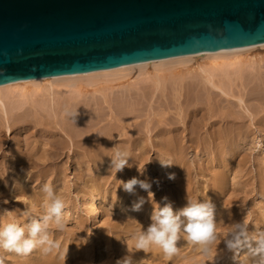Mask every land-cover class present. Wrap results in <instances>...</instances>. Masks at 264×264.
Wrapping results in <instances>:
<instances>
[{
    "label": "rangeland",
    "instance_id": "1",
    "mask_svg": "<svg viewBox=\"0 0 264 264\" xmlns=\"http://www.w3.org/2000/svg\"><path fill=\"white\" fill-rule=\"evenodd\" d=\"M257 75H260L262 77L261 79L264 80V48L253 50L249 57L243 56L234 61H225V63H219L216 67L210 62L204 61L203 58H198V60H193L185 65L165 68L161 72H157L152 67H149L144 72L136 68L130 75L118 81L100 83L96 86H88L83 83L79 86L57 87L54 90V95L60 98L63 106L68 104V102L71 105L77 106L89 104L100 105L102 100H104L103 98H105L116 108L129 105L135 102L134 100H138L140 104L136 107L140 112V116L129 121L135 126L133 127L134 133L132 138L122 142H109L108 149L115 154L117 150L128 146L134 138L140 141L141 143L139 145L148 151L151 146L145 126L147 123H150L153 132L154 127L159 124L158 120L161 119L160 115H156V113H160L161 111L168 112L170 110L171 113L168 115L172 117V120L166 119L167 122L173 121L177 117L180 118L178 111L181 112L182 117L184 116L185 110H182L183 107H177V103L175 102V93L178 90H182L184 93V97L182 98L183 106L188 101L195 104V99L197 98L200 101L201 107L196 119L194 112H192L193 117L187 119L188 128L184 132L185 135L188 137L191 135V123L204 119L203 117L206 118L205 120H208L210 119L208 114L212 113L210 119L211 124L205 126L201 131V135L204 137L207 133L211 134L221 130H227L226 127L221 128L222 122L217 117L223 109L231 108L239 110L244 107V109H248L251 112L262 110L264 105L260 101L248 97L246 95L248 90L243 86V84L246 85L254 81V77ZM207 77L211 78L215 83L224 86L228 93L231 92L233 95L239 97L244 96L245 102L243 105H239L237 99L231 97L230 99L234 100L236 102L235 104L228 102L226 99L221 100L213 91V95L208 100L206 98L207 91L204 90V85L202 84ZM209 86L208 84L206 85L207 89ZM95 89H98V92H94ZM83 91H88V94L82 96ZM214 91L217 92V90ZM35 92L37 91H33V93ZM131 93L134 96H131ZM46 95L47 92L45 90L38 91V94L34 98L43 99ZM100 107L109 112L107 103L101 104ZM261 114L262 117H254L255 126L252 127V130L256 131V138L253 137L249 142L250 147L234 159L233 172L228 169L222 171H228L229 178L227 179L225 188L226 192L219 199L218 205L223 206V204L227 205L228 203H232L231 206H227L231 209L226 208V211L231 215L220 226L217 225L216 231L218 236L215 243L211 246L210 255H205L198 246L192 249L191 246L184 245L179 248V253L176 257H164L165 264H210L209 261L215 258L219 252L223 251L224 245L222 240L224 235L228 233L234 223L242 220L245 215L246 219L258 226L250 225V231H264V130L258 122L259 119H264V111ZM163 121L164 119H162ZM249 122L247 121V124ZM112 123L105 121L98 125L97 128L102 131L111 125H118L116 121ZM87 124H84V127H87ZM33 125H31L32 128L29 131L19 128L11 137H7L5 139L6 144L4 145L2 156L6 154L8 156L12 155L18 149V146L24 144L27 139L32 138L41 142L45 141L50 135L51 129L46 128V126H40L39 131L35 133ZM78 125L80 124L75 123L70 126ZM257 127L259 128L257 129ZM152 135L155 138L159 134L153 132ZM202 140L204 143L207 141V139ZM81 143L80 141L77 144ZM94 147L100 148L101 144L98 143ZM157 148L161 149V145H157ZM190 149H193V155L187 157L183 163H177L176 159L171 158L175 163L169 167H163L160 160L169 157H162L160 154L147 152L145 156L139 157L138 159H128V165L122 171L116 173L111 167L110 157L102 162V172H99L98 176H95L96 174L91 171V167L93 166L92 162L84 158L89 154L91 145H85L82 149L75 145L74 147H67L62 150L63 155L60 165H67L69 170H67L65 181L59 182L56 185L57 190L55 192L66 202L67 206L70 204L72 210L73 207L78 206L80 208L79 214L86 219L84 207L80 206V198L82 197L80 190L83 188V182L80 178L88 180L92 177L93 180H88L89 184L94 183L96 180L100 183L101 190L104 192L107 191L109 196L105 200L103 198L100 199L101 211L103 213L101 224L95 225L87 221L84 227H79L73 221L76 214L72 215L70 212H66L69 208L64 211L65 231H56L55 224H50L49 234L53 240L61 244V249L59 250L63 251L61 257L64 256V252L75 249L74 246L77 248L88 247L90 257L86 260L87 264H117L118 261L129 254L128 249L123 246V242H127L126 237L131 238V236L123 234L142 230L146 231L147 227L152 223L151 217L154 207H163L167 203L172 205V197L168 196L170 191L174 192L176 188H180L183 191L182 200L185 204L177 206L178 208L172 205L174 211L176 209L180 211L186 207L188 197L195 199L196 188L198 186L205 189L210 196H213L214 188L222 180L221 176L214 181V172L222 169V163L225 158L223 152L226 150V147L222 144V149H220L219 145L214 143L211 148H207V146L200 141L197 142V139H195ZM138 163L141 166L146 164L143 175L137 170ZM170 173L175 174L174 179H168V174ZM241 174L243 177H239ZM33 177L36 180L38 173L34 174ZM134 177L147 181L152 185L151 192L154 194L150 199L152 209L149 218L142 220L145 223L133 221L131 217L130 221H127L120 216L121 208L129 206L131 201H133V193L124 191L121 181L127 182ZM49 178H51V175ZM244 179L248 180V184L242 186L241 182L245 181ZM45 182L44 184L34 186L36 188L43 187V185L47 184ZM36 183L34 182V184ZM136 189L148 194V192L140 189L139 186H136ZM18 196L23 197L21 200H28L30 202L25 196L19 194ZM76 197L79 199H76ZM206 198H208V195H206ZM19 206L22 210L27 208L21 202H19ZM30 206L32 205L30 204ZM11 207L12 204L0 201V227L10 219ZM37 213V216L33 218L35 220H38L40 216L45 214L44 207ZM112 227L115 229L113 230ZM107 229L113 234L121 235V238L116 239L114 236H110ZM246 252V249L242 250L240 258L236 259L233 258L232 253H226L222 258L217 260L216 264H241V260ZM116 253L121 254V257L118 258ZM5 255L6 251L0 248V259L7 261ZM142 257L141 254L134 253L132 257L133 264H148V262L150 264L160 263L153 256H148L147 261L146 258L143 259ZM73 259L75 260L76 257H73ZM83 261L84 259H79V263ZM8 264H11V262L8 261ZM71 264H75V262H71ZM246 264H252L251 258H249Z\"/></svg>",
    "mask_w": 264,
    "mask_h": 264
},
{
    "label": "bare ground",
    "instance_id": "2",
    "mask_svg": "<svg viewBox=\"0 0 264 264\" xmlns=\"http://www.w3.org/2000/svg\"><path fill=\"white\" fill-rule=\"evenodd\" d=\"M260 48H264V43L248 47L154 60L89 73L50 76L0 84V176H3V178L0 179V201H7V204H12L10 219L7 220L4 225L15 222L21 227H24L27 232L30 222L35 220L33 218H35L38 214L37 212L43 208V202L45 200V194L42 191L43 187L36 188L34 185L44 184L47 180L45 183L51 184L54 190H57L56 185L59 184V182L65 181L69 167L65 164L60 165L63 155L62 150L67 147H74L75 145L81 149L85 145H91L89 154L84 158L92 162L93 166L91 167V171L96 174L95 176H98L99 172H102V162L109 159L111 155H114V152L108 149V143L115 141L122 142L129 138L131 139L134 133L133 127L135 126L129 121L140 116V112L136 107L140 104L138 100H134L135 102L129 105L114 108L107 99L103 98L104 100H102L101 104L107 103L109 112L102 109L100 107L101 104L77 106L71 105V103L68 102V104L63 106L60 102V98L54 95V90L57 87L79 86L83 83L88 86H96L100 83L114 82L123 79L130 75L136 68L144 72L147 71L149 67H152L157 72H161L165 68L185 65L193 60H198V58H203L204 61H208L216 67L219 63L223 64L225 61H234L243 56L249 57L253 50ZM261 78L260 75H257L254 77V81L246 85L243 84V86L248 90L246 94L248 97H252L264 105V80ZM202 84L204 85V90L207 91L206 98H208V100H210V97L214 93L216 96H219L221 100L226 99L232 104L236 102L231 100L230 97L237 99L239 105H243L245 102L244 96L239 97L233 95L231 92L228 93L224 86L215 83L211 78H205ZM207 84L210 85L208 89L206 87ZM250 85L252 86L251 88ZM43 90L47 92V95L43 99H35L34 97L38 94V91ZM214 90H217V92ZM33 91L37 92L33 93ZM94 92H98V89H95ZM86 94H88V91L82 92V96ZM131 96L134 95L131 93ZM183 97L184 93L182 90H178L175 93L177 107H183L182 110H185L183 117L181 112L178 111V116H180V118L177 117L176 119L174 118L173 121L167 122L166 119L172 120V117L168 115L171 113L170 110L168 112L161 111L160 113H156V115H160L161 118L158 120L159 124L153 129L155 134H159L157 137L153 138L151 124H146L145 129L151 146L148 151L139 145L141 143L140 141L134 138L130 141L128 146L123 147L121 150L129 154L128 159H138L139 157L145 156L148 152L151 154H160L162 157L174 158L177 160V163H183L187 157L193 155V149L190 148L195 139H197V142L200 141L207 146V148H211L214 143H217L220 149H222V144L225 145L226 150L223 152L225 158L222 163V169L215 171L213 176L214 181L222 176L220 184L216 185V188H214V195L210 196L209 193L200 186L196 188L195 194L196 200H203V198L208 195V199L210 198L215 205L216 221L217 225L220 226L221 223L227 220L231 215L226 211L225 206L232 205V203H228L227 205L223 204V206L218 205L219 199L223 197L226 192L225 188L227 179L229 178L228 171H222L228 169L233 172L234 159L237 158L241 152H244L250 147L249 142L253 137L256 138L257 133L252 130V127L255 126L254 117H262L261 113L264 111V107L262 110H257L255 112L244 109V107L239 110L231 108L226 110L223 109L219 112L217 117L222 122L221 128L226 127L227 130H221L211 134L207 133L202 137V129L211 124L210 119L212 113H209L208 117L210 119L205 120L206 118L203 117L204 119L190 124L192 131L191 135L188 137L184 134L188 128L186 121L193 117L192 112L195 113L196 119L201 107L200 101L197 98L195 99V104L188 101L183 106ZM69 111H78V117L74 120L66 115ZM162 119H164L163 122ZM105 121L108 123L116 121L118 125H111L102 131L98 130L97 126ZM247 121L250 122L247 124ZM87 122L89 123L87 124ZM258 122L260 127L264 130V119L261 118ZM75 123L80 125L70 126ZM32 124H34L33 128L35 133L39 131L40 126L50 128V135L47 139L42 142L32 138L27 139L24 144L18 146V149L14 151L12 155L8 156L6 154L2 156L4 145L6 144L5 139L9 136L11 137L19 128L29 131L32 128ZM84 124H87V127H84ZM258 128L259 127H257V129ZM98 133L104 136H100ZM202 139H207L205 142L206 144ZM80 141L82 143L77 144ZM98 143L101 144V147L95 148L94 146ZM157 145H161V149H158ZM219 153L221 152L219 151ZM27 172H30L31 180L26 178ZM36 173H38V178L34 180L33 175ZM50 175L51 178H49ZM240 176H242V174L239 175V177ZM80 180L83 182V188L80 190L82 195L80 198V206L84 207L86 219L79 214L80 208H78V206L73 207V210H75L73 211L69 204L66 207V209L69 208L66 212H70L72 215L76 214L73 221L79 227H84L87 221L95 225L101 224L103 213L101 211L100 199L103 198L105 200L107 196H109V193L107 191H102L100 183L96 180L94 183L89 184L88 180H93L92 177L88 180L85 178H80ZM34 182L37 183L34 184ZM247 184V179L241 182L242 186ZM18 194L30 200V204L32 205L30 210L27 208L21 209L17 199L21 200L23 197L18 196ZM168 196L172 197L171 203L175 207L185 204L182 200L183 191L180 188H176L174 192L170 191ZM132 197L133 201H131V204L121 208L122 212L120 211V216L127 221H130L131 217L133 221L145 223L142 220H147L149 218L152 209L149 195L136 189ZM141 198L145 200L144 205L139 211H133V204L138 202ZM76 199L79 198L76 197ZM175 211L179 212L177 209ZM26 212H30L31 214L26 215ZM112 229L114 230L115 228L112 227ZM126 238L127 242H123V246L128 249L129 243L133 245L132 251L135 252V241L132 238ZM184 245L191 246L192 249L195 248V245L189 244L183 239L178 241V248ZM74 247L75 249L72 251L64 252L63 257H61L63 251L59 250L49 255H43L40 250H36L28 257L17 256L15 253L6 251L5 256L7 261H4V264H8V261H10L11 264H71V262H75V264H87L86 260L90 257L88 247ZM135 253L141 254L143 259L146 258V261L148 256H153L160 263L165 264V255L158 247L153 246L147 254L142 250ZM116 255L118 258L121 257L119 253H116ZM176 256L177 255L174 257ZM73 257H76V259L74 260ZM81 258L84 259V261L79 263V259ZM148 264L150 263L148 262Z\"/></svg>",
    "mask_w": 264,
    "mask_h": 264
},
{
    "label": "water",
    "instance_id": "3",
    "mask_svg": "<svg viewBox=\"0 0 264 264\" xmlns=\"http://www.w3.org/2000/svg\"><path fill=\"white\" fill-rule=\"evenodd\" d=\"M264 43V0H0V84Z\"/></svg>",
    "mask_w": 264,
    "mask_h": 264
},
{
    "label": "clouds",
    "instance_id": "4",
    "mask_svg": "<svg viewBox=\"0 0 264 264\" xmlns=\"http://www.w3.org/2000/svg\"><path fill=\"white\" fill-rule=\"evenodd\" d=\"M66 115L75 120L79 113L78 111H69ZM128 158L129 154L123 150H117L114 155H111V167L115 173L122 171L128 165ZM160 162L163 167H169L175 163L171 158H162ZM145 165L141 166L139 163L137 165V170L141 175L144 174ZM2 178L3 176H0V179ZM26 178L31 180L30 172H27ZM174 178L175 174H168V179ZM121 183L123 190L128 193H134L136 186H139L140 189L148 192L149 199L154 195L151 192L152 185L147 181L134 177L127 182L121 181ZM42 191L45 194L43 202L45 214L38 220H32L27 232L24 227L15 222L0 227V248L21 257H28L36 250H40L43 255H49L61 249V244L50 237V224H55L56 231H65L64 211L67 205L56 194L51 184L43 185ZM17 200L26 205L27 209L31 207L28 200ZM4 202L7 203V201ZM144 203L143 198L139 199L133 204L132 210L139 211ZM240 206L243 208L242 205ZM225 208L231 209L227 206ZM25 214L30 215L31 213L26 212ZM245 217L246 215L242 220L234 223L228 233L224 235L223 251L210 260V264H216L217 260L226 253H232L234 259L240 258V253L244 249L247 252L242 258L241 264H246L249 258H251L252 264H264V231H250V225H257ZM151 220L152 223L146 231L123 234L130 235L135 241V252L142 250L147 254L155 246L163 251L165 257L171 258L179 253L178 241L183 239L189 244L200 247L205 255H210L211 246L218 236L215 205L206 197L203 200L188 197L187 206L179 212L174 211L171 204H166L163 207L155 206ZM108 234L116 239L121 238V235L113 234L109 230ZM132 248L133 245L128 243L129 254L118 261V264H133L132 257L135 252L132 251ZM0 264H4L3 259H0Z\"/></svg>",
    "mask_w": 264,
    "mask_h": 264
}]
</instances>
